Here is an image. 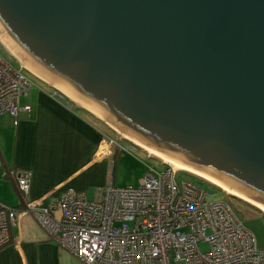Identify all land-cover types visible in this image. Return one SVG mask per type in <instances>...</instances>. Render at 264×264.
Listing matches in <instances>:
<instances>
[{"label":"water","instance_id":"95a60500","mask_svg":"<svg viewBox=\"0 0 264 264\" xmlns=\"http://www.w3.org/2000/svg\"><path fill=\"white\" fill-rule=\"evenodd\" d=\"M0 43L135 147L264 212V0H0Z\"/></svg>","mask_w":264,"mask_h":264},{"label":"built area","instance_id":"2783aa9c","mask_svg":"<svg viewBox=\"0 0 264 264\" xmlns=\"http://www.w3.org/2000/svg\"><path fill=\"white\" fill-rule=\"evenodd\" d=\"M31 86L0 54V114L15 117L19 97ZM53 94L63 97L57 90ZM164 164L161 171L147 167L135 186L107 182L91 199L83 190L65 188L45 205L27 201L28 172L8 171L21 206L0 202V247L8 242L9 225L27 214L79 264H264V250L234 208L223 200H206L190 182L176 183L179 169Z\"/></svg>","mask_w":264,"mask_h":264},{"label":"crops","instance_id":"0c3cea01","mask_svg":"<svg viewBox=\"0 0 264 264\" xmlns=\"http://www.w3.org/2000/svg\"><path fill=\"white\" fill-rule=\"evenodd\" d=\"M29 72L40 81L39 85H32L19 97L15 117L0 114V202L21 206L14 180L8 174L10 170L28 172L26 199L40 200L43 205L55 202L65 188L83 190L91 199L98 196L97 189L107 182L116 187L137 185L144 170L135 176L136 184L112 176L114 166L138 164L132 156L120 153L119 147H124L121 142L130 143L68 96L53 94L48 83ZM25 106L28 108L24 109ZM101 126L114 131L115 137L107 135ZM109 139L114 144H109ZM234 210L252 232L257 247L264 250V212L248 205H236ZM59 213L57 205L53 215L58 217ZM0 264L79 262L24 214L8 227V242L0 247Z\"/></svg>","mask_w":264,"mask_h":264},{"label":"rangeland","instance_id":"374dc122","mask_svg":"<svg viewBox=\"0 0 264 264\" xmlns=\"http://www.w3.org/2000/svg\"><path fill=\"white\" fill-rule=\"evenodd\" d=\"M0 54L13 67L18 68L32 82L33 87H37L39 85L40 81L35 76H33L28 70H26L24 67H22L20 65V62L16 59V57H14L1 43H0ZM101 127L103 128L104 132L107 135H109L110 137H115L114 131H112L106 127H103V126H101ZM115 132L117 133V135H119V133L117 131H115ZM121 143H123L124 147H127L128 150L126 151L123 148V150H121L122 152H120V153L122 155L132 156L133 158H135L137 160L138 164H136V163L135 164H129V165L120 164L116 167L114 166L113 170H112L113 171L112 176H114V178L117 179L118 181L121 179H125V180H132L131 182L133 183L135 176L139 172H143L142 170H144V172H145L147 170V167H150L155 171H161L165 168V165H163V163L165 161H163L158 156L146 151L145 149L141 148L140 146L139 147L134 146V148L133 147L130 148L129 147L130 145L127 144L125 141H122ZM140 148H141V150H140ZM145 152L149 153L150 155L149 154L145 155ZM174 181L176 183H179L180 181H187V182H190V183L196 185L197 187L201 188L205 192V199L206 200H212V201L213 200H223V201L228 202L233 208L236 205H239V206L245 205L242 202H240L237 198L229 195L228 192L225 191L220 186H218V185L208 181L207 179H205V178H203V177H201L195 173H192L190 171H187L184 169L177 170L174 174ZM133 184H136V183H133ZM215 185L217 187H219L221 190L219 188H217ZM260 216H263V215L260 214ZM199 246H200V248H204L203 244H200Z\"/></svg>","mask_w":264,"mask_h":264},{"label":"bare ground","instance_id":"6f19581e","mask_svg":"<svg viewBox=\"0 0 264 264\" xmlns=\"http://www.w3.org/2000/svg\"><path fill=\"white\" fill-rule=\"evenodd\" d=\"M155 155V154H154ZM185 170V169H184ZM188 171V170H187ZM191 172V171H190ZM193 173V172H192ZM196 174V173H195ZM198 175V174H197ZM200 176V175H199ZM202 177V176H201ZM209 181V180H208ZM211 182V181H210ZM213 183V182H212ZM215 184V183H214ZM226 191V190H225ZM229 193V192H228ZM230 194H232V193H230ZM233 195H235V194H233ZM237 196V195H236ZM239 197V196H238ZM240 198H242V197H240ZM242 199H244V198H242ZM245 201H247L246 199H244ZM247 202H249V201H247ZM249 203H251V202H249ZM253 204V203H252ZM253 205H255V204H253ZM255 206H257V205H255ZM258 207V206H257ZM259 208V207H258Z\"/></svg>","mask_w":264,"mask_h":264},{"label":"trees","instance_id":"16d2710c","mask_svg":"<svg viewBox=\"0 0 264 264\" xmlns=\"http://www.w3.org/2000/svg\"><path fill=\"white\" fill-rule=\"evenodd\" d=\"M217 187V186H216ZM217 188H219V187H217ZM220 189V188H219ZM221 190V189H220Z\"/></svg>","mask_w":264,"mask_h":264}]
</instances>
